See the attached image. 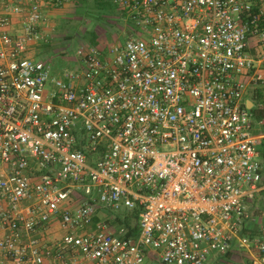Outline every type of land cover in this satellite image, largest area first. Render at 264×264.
Instances as JSON below:
<instances>
[{
    "label": "built area",
    "instance_id": "built-area-1",
    "mask_svg": "<svg viewBox=\"0 0 264 264\" xmlns=\"http://www.w3.org/2000/svg\"><path fill=\"white\" fill-rule=\"evenodd\" d=\"M46 1L0 0L9 264H204L234 245L264 264V225L245 230L264 191L245 100L250 85L264 98V2L112 0L134 33L105 53L80 46V70L61 81L26 55L43 39ZM134 209L138 235L126 238L115 219ZM55 217L66 234L45 240L38 232Z\"/></svg>",
    "mask_w": 264,
    "mask_h": 264
},
{
    "label": "rangeland",
    "instance_id": "rangeland-1",
    "mask_svg": "<svg viewBox=\"0 0 264 264\" xmlns=\"http://www.w3.org/2000/svg\"><path fill=\"white\" fill-rule=\"evenodd\" d=\"M66 2L69 5L70 2L73 3V10H70L71 6L61 5L62 3L59 8L56 7L63 12V15H68V17L63 16L54 19L52 33L55 35L41 40L34 46L32 51L34 59L41 60L48 66L50 80L65 81L66 74L80 70L81 62L77 57V50L80 46L96 47L102 53H105L109 46L115 43L123 44L135 30L133 23L127 20L112 3V0H67ZM256 48L251 52L253 57H256L259 52L258 45H256ZM50 80L49 83L51 84ZM48 89H54V84L52 83ZM257 89L261 91L259 88ZM254 93L252 90L251 94ZM263 99L260 98V101H257L261 104L253 99L254 106L251 110L253 128L251 133L258 138L255 148L259 152V161L264 167ZM255 115H259V117ZM258 119H263L262 125L258 124ZM252 205V209L249 210L252 226L249 227L248 234L258 236L261 227L264 225V193H260L255 197ZM124 211L127 212L128 210ZM233 247L231 251L224 255L216 256L214 254L213 261L211 257L209 262L204 264H249L247 251L236 246L233 249ZM144 264L163 263L157 257L148 256L145 258Z\"/></svg>",
    "mask_w": 264,
    "mask_h": 264
},
{
    "label": "crops",
    "instance_id": "crops-1",
    "mask_svg": "<svg viewBox=\"0 0 264 264\" xmlns=\"http://www.w3.org/2000/svg\"><path fill=\"white\" fill-rule=\"evenodd\" d=\"M25 1H29V0H25ZM66 1L67 0H65L64 2H62V4L61 3L60 4L61 5H64V6H71V9L70 10H73V3L70 2L71 4L69 5ZM68 1H70V0H68ZM262 2H264V0H262ZM60 4L56 3L55 0H47L44 3V6L42 8L43 21H41L40 24H39V31H40L41 35L43 36V39L44 38H50V36H54L55 35V34L52 33L53 32L52 26L54 25V23H53V20L54 19H58L59 17H63V16L68 17V15H63V12L62 11H59L56 8V7L59 8L60 7L59 6ZM18 25H19V18H15L14 19V22H13V25L11 27V31L14 32V30H16L18 28ZM40 41L32 42L30 44V46H29V49H28L26 55L32 56V51L34 49V46H36ZM256 45H257L256 39L254 37H250V39H249V48H248L250 54H252L251 53L252 51H254V50L257 49L256 48ZM51 84H52V82H51ZM51 84L48 83V87H50ZM250 90L251 91L253 90L254 92H257L258 89L255 88V87H252L250 85V86H248L247 92L245 94L246 105H247L248 108H250L252 110V108L254 106V101L251 98L253 94H251V91ZM253 114H255V113H253ZM255 116L256 117H259V115H255ZM260 120L261 119H258V122ZM252 128H253V126H252ZM252 135H254V134H252ZM258 154H259V152H258ZM261 193H264V191H262ZM253 202H254V199L251 202H249V204H248L249 210L252 209ZM251 224H252L251 222L248 223V228L245 229L247 232L249 230V227L252 226ZM38 233L43 238L45 236L44 239H46V237H47L46 240L54 241V240H59V239L63 238L65 236V234H66V231L60 226V224H59V218L58 217H55V218H52L49 221V223L47 224V226L44 229V231H41V233L39 231ZM232 254H234V253H232ZM0 264H9L8 260L5 258V256L3 255V253L1 251H0Z\"/></svg>",
    "mask_w": 264,
    "mask_h": 264
},
{
    "label": "trees",
    "instance_id": "trees-1",
    "mask_svg": "<svg viewBox=\"0 0 264 264\" xmlns=\"http://www.w3.org/2000/svg\"><path fill=\"white\" fill-rule=\"evenodd\" d=\"M256 11L257 6L254 5L252 8V12L254 13ZM251 98L255 101H260V98L263 99L262 91L257 90V92H255ZM137 216V209L121 213L119 217L115 219V229L117 230L120 227L123 228V237L134 239L138 235Z\"/></svg>",
    "mask_w": 264,
    "mask_h": 264
},
{
    "label": "water",
    "instance_id": "water-1",
    "mask_svg": "<svg viewBox=\"0 0 264 264\" xmlns=\"http://www.w3.org/2000/svg\"><path fill=\"white\" fill-rule=\"evenodd\" d=\"M150 255L154 256L153 253H149Z\"/></svg>",
    "mask_w": 264,
    "mask_h": 264
}]
</instances>
